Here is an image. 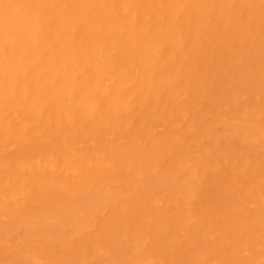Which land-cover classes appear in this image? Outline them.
Segmentation results:
<instances>
[{
    "label": "bare ground",
    "instance_id": "6f19581e",
    "mask_svg": "<svg viewBox=\"0 0 264 264\" xmlns=\"http://www.w3.org/2000/svg\"><path fill=\"white\" fill-rule=\"evenodd\" d=\"M0 264H264V0H0Z\"/></svg>",
    "mask_w": 264,
    "mask_h": 264
}]
</instances>
